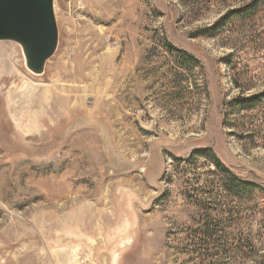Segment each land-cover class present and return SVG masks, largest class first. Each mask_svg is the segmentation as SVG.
<instances>
[{
  "label": "rangeland",
  "instance_id": "374dc122",
  "mask_svg": "<svg viewBox=\"0 0 264 264\" xmlns=\"http://www.w3.org/2000/svg\"><path fill=\"white\" fill-rule=\"evenodd\" d=\"M250 1L53 0L41 74L0 40V264H259L264 105L227 109L264 90Z\"/></svg>",
  "mask_w": 264,
  "mask_h": 264
},
{
  "label": "water",
  "instance_id": "95a60500",
  "mask_svg": "<svg viewBox=\"0 0 264 264\" xmlns=\"http://www.w3.org/2000/svg\"><path fill=\"white\" fill-rule=\"evenodd\" d=\"M0 40L17 42L25 66L41 74L58 45L53 0H0Z\"/></svg>",
  "mask_w": 264,
  "mask_h": 264
},
{
  "label": "trees",
  "instance_id": "16d2710c",
  "mask_svg": "<svg viewBox=\"0 0 264 264\" xmlns=\"http://www.w3.org/2000/svg\"><path fill=\"white\" fill-rule=\"evenodd\" d=\"M259 2L260 0H251L250 2H248L241 8L234 9L233 14H236V17L241 18V19L248 17L255 12ZM226 15L222 18V20L226 17ZM213 28L214 26L208 28L207 30H203V31H210ZM263 103H264V90L256 94H253L249 97H246V98L231 99L227 104V109L228 111H230L228 113L231 114L232 112V114H236L237 112H242V111L247 112L251 110H257V109L259 110L261 105H264ZM197 152L199 154L208 153V151L205 149L199 150ZM215 165L220 170L221 173L227 174L223 186H224V189L228 191L230 196L235 197V198H242L244 196H249L250 194L254 193V191L257 190L254 183L246 181V180H241L234 175H229L219 160H216ZM205 226L211 227L212 225L206 222ZM210 234L209 236H211ZM259 264H264V255L260 256Z\"/></svg>",
  "mask_w": 264,
  "mask_h": 264
}]
</instances>
